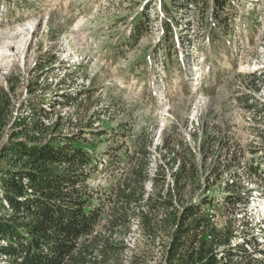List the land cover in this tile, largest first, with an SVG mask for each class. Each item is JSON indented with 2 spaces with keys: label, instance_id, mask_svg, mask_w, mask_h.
I'll use <instances>...</instances> for the list:
<instances>
[{
  "label": "rangeland",
  "instance_id": "1",
  "mask_svg": "<svg viewBox=\"0 0 264 264\" xmlns=\"http://www.w3.org/2000/svg\"><path fill=\"white\" fill-rule=\"evenodd\" d=\"M228 2L216 7L218 18L212 0L178 1L170 12L162 0H0V35L21 32L26 39L23 50L0 59V92L9 93L13 112L0 147L13 117L31 115L29 103L45 125L51 121L42 109L50 118L63 116L66 134L86 124L95 133L108 131L85 133L97 145L99 172L91 184L101 190L137 162L150 175L161 164L172 183L169 157L159 155L173 147L181 154L187 146L192 153L185 159L199 167L187 191L209 200L206 212L219 228L233 223L242 230L248 222L232 241L254 235L256 247L245 248L264 264L258 252L264 251V180L246 169L259 167L264 178V0ZM64 92L73 104L63 103ZM164 143L168 150H160ZM115 152L129 155L118 169L112 168ZM227 164L230 171L217 182L212 168ZM231 175L242 176L247 188L239 215L225 201ZM151 186L146 183L148 191ZM131 230L121 238L128 247L122 264L138 258L160 264L167 239L151 242L136 219Z\"/></svg>",
  "mask_w": 264,
  "mask_h": 264
},
{
  "label": "trees",
  "instance_id": "2",
  "mask_svg": "<svg viewBox=\"0 0 264 264\" xmlns=\"http://www.w3.org/2000/svg\"><path fill=\"white\" fill-rule=\"evenodd\" d=\"M162 1L165 11L170 12L179 6L178 1L188 5L197 0ZM212 2V14L218 18L216 7L223 10L230 5L228 0ZM137 29L135 26L132 34H138ZM66 93L60 95L63 103L73 104L75 98ZM28 105L31 115L16 113L10 134L0 147V260L6 258L7 264H122L128 247L121 238L132 233L136 219L151 242L156 243L160 236L167 239L160 264L258 263L245 248L252 244L256 247L254 235L243 236V242L236 245L232 241L236 232L248 229V222H244L242 230L233 223L219 228L206 212L209 200L198 201L194 198L196 192L187 191L199 171L197 165L185 159L192 153L191 148L184 146L179 154L173 147L159 155L160 159L169 157L166 164L172 169V183H168V174L161 164L150 175L147 166L137 162L129 170L122 167L124 171L111 188L101 190L91 184L93 173L99 172L97 145L85 133L89 131L96 137L106 135L107 130L95 133L93 124H84L78 134H66L63 116L50 118L42 109L41 115L51 121L45 125L41 117L37 118L36 107ZM11 108L9 93L2 90L0 135L11 123ZM168 147L164 143L160 150ZM112 157V168L129 160L128 152L124 157L115 152ZM175 165L178 166L174 171ZM230 166L213 167L210 174L218 173L216 180L221 182ZM246 169L249 176L264 180L259 167L250 165ZM230 177L225 185V201L236 204L235 215H239V205L247 195L242 196V191L247 188L242 176ZM148 182L152 185L150 191L146 189ZM133 263L147 264L144 258L133 259Z\"/></svg>",
  "mask_w": 264,
  "mask_h": 264
},
{
  "label": "bare ground",
  "instance_id": "3",
  "mask_svg": "<svg viewBox=\"0 0 264 264\" xmlns=\"http://www.w3.org/2000/svg\"><path fill=\"white\" fill-rule=\"evenodd\" d=\"M22 36L23 35L21 34V32H17V33L12 34V35L8 34L6 36H1L0 35V59H5L8 56L9 53L16 54V52L23 50L22 48L25 45V40L26 39H22L23 38ZM1 65L2 64H0V66Z\"/></svg>",
  "mask_w": 264,
  "mask_h": 264
},
{
  "label": "built area",
  "instance_id": "4",
  "mask_svg": "<svg viewBox=\"0 0 264 264\" xmlns=\"http://www.w3.org/2000/svg\"><path fill=\"white\" fill-rule=\"evenodd\" d=\"M261 225H264V224H261ZM246 246L250 247L249 245H246ZM249 249H250V248H249Z\"/></svg>",
  "mask_w": 264,
  "mask_h": 264
}]
</instances>
